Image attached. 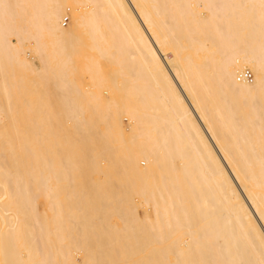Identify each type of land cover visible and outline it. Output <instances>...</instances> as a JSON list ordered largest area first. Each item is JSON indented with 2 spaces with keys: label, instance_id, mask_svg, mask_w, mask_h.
Here are the masks:
<instances>
[{
  "label": "bare ground",
  "instance_id": "6f19581e",
  "mask_svg": "<svg viewBox=\"0 0 264 264\" xmlns=\"http://www.w3.org/2000/svg\"><path fill=\"white\" fill-rule=\"evenodd\" d=\"M0 264H264V0H0Z\"/></svg>",
  "mask_w": 264,
  "mask_h": 264
},
{
  "label": "rangeland",
  "instance_id": "374dc122",
  "mask_svg": "<svg viewBox=\"0 0 264 264\" xmlns=\"http://www.w3.org/2000/svg\"><path fill=\"white\" fill-rule=\"evenodd\" d=\"M68 7L66 8V10H67V13H69L68 15L71 17V14H72V10H71V6L70 5H67ZM68 9H69V11H68ZM72 21V20H71ZM70 21V22H71ZM67 22V23H66ZM64 24L67 26L68 24H69V19H67V20H65L64 21ZM64 25V26H65ZM84 43H86L85 42V40L84 39H82V41H81V44H84ZM106 67H109V65L107 66L106 65ZM84 82L87 84L88 83V81L87 80H84ZM106 96H108L107 94H106ZM125 122L127 123L128 121L127 120H125ZM120 222H117V225H119L120 226ZM171 261H173V258H171Z\"/></svg>",
  "mask_w": 264,
  "mask_h": 264
},
{
  "label": "built area",
  "instance_id": "2783aa9c",
  "mask_svg": "<svg viewBox=\"0 0 264 264\" xmlns=\"http://www.w3.org/2000/svg\"><path fill=\"white\" fill-rule=\"evenodd\" d=\"M239 77L241 80H252L253 79V75L251 71L249 70L244 71Z\"/></svg>",
  "mask_w": 264,
  "mask_h": 264
}]
</instances>
